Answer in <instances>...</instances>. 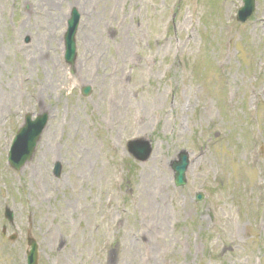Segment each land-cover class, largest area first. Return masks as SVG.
<instances>
[{
  "label": "rangeland",
  "instance_id": "374dc122",
  "mask_svg": "<svg viewBox=\"0 0 264 264\" xmlns=\"http://www.w3.org/2000/svg\"><path fill=\"white\" fill-rule=\"evenodd\" d=\"M241 5L0 0V264H25L27 237L37 264H264V0L244 23ZM40 112L47 126L14 170L12 137ZM136 137L145 161L126 151Z\"/></svg>",
  "mask_w": 264,
  "mask_h": 264
},
{
  "label": "water",
  "instance_id": "95a60500",
  "mask_svg": "<svg viewBox=\"0 0 264 264\" xmlns=\"http://www.w3.org/2000/svg\"><path fill=\"white\" fill-rule=\"evenodd\" d=\"M243 7L238 11L237 19L240 22H245L255 7V0H243ZM79 23V14L76 8H72L70 12V18L67 21V29L64 33V45H65V60L70 65L74 64L76 57V44L75 43V33ZM83 95L89 93L88 87H83ZM48 115L46 112L39 114L35 119L31 120L30 115H26L25 124L19 129L16 134L12 146L9 151V163L14 169H20L26 161L31 159L36 143L39 140L40 134L46 125ZM147 140L137 139L128 143V150L136 159L145 161L149 157L151 147ZM188 166V156L185 151H181L178 154V160L171 162V167L174 171V181L176 186H183L186 182L185 180V170ZM60 164L56 163L54 167L55 175L60 173ZM200 199V195H198ZM8 212V211H7ZM9 217L10 213H6ZM31 244V250L27 253V263L26 264H36L37 263V248L35 242H29Z\"/></svg>",
  "mask_w": 264,
  "mask_h": 264
},
{
  "label": "bare ground",
  "instance_id": "6f19581e",
  "mask_svg": "<svg viewBox=\"0 0 264 264\" xmlns=\"http://www.w3.org/2000/svg\"><path fill=\"white\" fill-rule=\"evenodd\" d=\"M163 226L162 222H160V220H157L155 223H152V226L155 228L158 226V228H160V226Z\"/></svg>",
  "mask_w": 264,
  "mask_h": 264
}]
</instances>
